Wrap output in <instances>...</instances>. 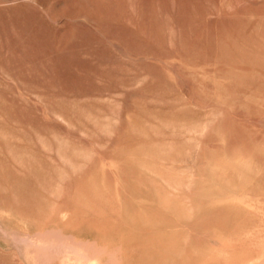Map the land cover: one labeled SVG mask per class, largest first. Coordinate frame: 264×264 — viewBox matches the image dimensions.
Here are the masks:
<instances>
[{
    "label": "rangeland",
    "instance_id": "obj_1",
    "mask_svg": "<svg viewBox=\"0 0 264 264\" xmlns=\"http://www.w3.org/2000/svg\"><path fill=\"white\" fill-rule=\"evenodd\" d=\"M0 264H264V0H0Z\"/></svg>",
    "mask_w": 264,
    "mask_h": 264
}]
</instances>
